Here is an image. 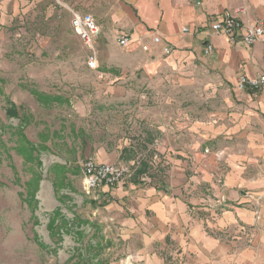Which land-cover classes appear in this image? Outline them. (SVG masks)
Listing matches in <instances>:
<instances>
[{"label":"crops","instance_id":"0c3cea01","mask_svg":"<svg viewBox=\"0 0 264 264\" xmlns=\"http://www.w3.org/2000/svg\"><path fill=\"white\" fill-rule=\"evenodd\" d=\"M72 13L99 26L100 79L143 87L110 88L111 100L138 102L139 126L136 141L107 160L143 166L142 183L99 189L119 200L128 238L144 246L139 256L264 264V90L236 89L238 75L264 74V35L247 46L211 31L226 13L244 24L263 20L264 0H0V37L30 21L76 38Z\"/></svg>","mask_w":264,"mask_h":264},{"label":"rangeland","instance_id":"374dc122","mask_svg":"<svg viewBox=\"0 0 264 264\" xmlns=\"http://www.w3.org/2000/svg\"><path fill=\"white\" fill-rule=\"evenodd\" d=\"M41 24L0 37V264H156L128 238L119 200L87 194L82 175L88 158L108 163L137 139L138 102L110 88L143 87L100 79L77 37Z\"/></svg>","mask_w":264,"mask_h":264},{"label":"built area","instance_id":"2783aa9c","mask_svg":"<svg viewBox=\"0 0 264 264\" xmlns=\"http://www.w3.org/2000/svg\"><path fill=\"white\" fill-rule=\"evenodd\" d=\"M246 8L241 6L237 14H244ZM70 28L72 33L81 41L87 50L86 67L95 71L97 69V55L95 41L99 35V26L90 15L71 14ZM211 31L223 35L229 42L241 40L245 45L251 46L264 35V19L249 24L242 23L233 13H226L221 20L214 21L211 24ZM154 44L160 43L159 37H154ZM119 46L125 47L129 39L121 36L117 39ZM146 51L147 46H141ZM212 51L211 45H207L204 54L208 55ZM169 49L164 48V53L169 54ZM236 89L238 91H262L264 90V74L249 78L244 74L238 75L236 79ZM134 174V164L113 165L96 162L88 158L82 164V175L84 189L87 194L93 192L99 187H112L119 183L129 181ZM264 176V173H263Z\"/></svg>","mask_w":264,"mask_h":264},{"label":"trees","instance_id":"16d2710c","mask_svg":"<svg viewBox=\"0 0 264 264\" xmlns=\"http://www.w3.org/2000/svg\"><path fill=\"white\" fill-rule=\"evenodd\" d=\"M143 173H145V169H144L143 166H140L139 169H138V171L136 172L134 178L132 179V183H133V184L140 183V181H139L138 178H139L140 175H142Z\"/></svg>","mask_w":264,"mask_h":264}]
</instances>
